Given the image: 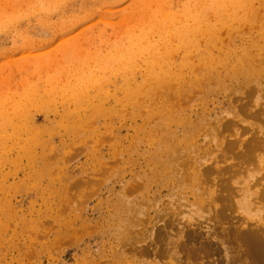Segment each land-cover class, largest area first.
<instances>
[{
  "label": "rangeland",
  "instance_id": "obj_1",
  "mask_svg": "<svg viewBox=\"0 0 264 264\" xmlns=\"http://www.w3.org/2000/svg\"><path fill=\"white\" fill-rule=\"evenodd\" d=\"M133 1L0 0V264L141 261L128 255L123 262L114 253L123 230L116 218L101 219L119 203L120 182L143 195L164 191L161 201L146 205L141 212L152 218L143 225L146 230L134 229L130 221L127 229L134 230L129 236L143 238L154 224H170L176 238L179 228L191 226L223 250L228 248L214 226L211 198L220 193L215 185L217 175L199 180L200 190L191 176L181 187L183 195L170 198L166 196L170 180L152 179L151 169L157 167L153 160L157 151L184 141L196 148L192 161L198 168L218 164L225 142L234 139L235 131L223 137L213 132L221 119L232 118L229 106L235 89L226 84L208 86L184 104L170 98L172 107H167L165 93L154 100L143 94L137 100L129 99L126 92L143 82L146 65L137 58L121 63L119 56H127L135 42L147 41L139 32L150 22L176 14L184 0H164L167 3L162 8L153 6L146 11L145 7L142 17L125 19L133 11ZM253 5L264 14V3ZM181 56H174L173 63ZM38 66L40 71L35 73ZM125 75L132 76L128 82L123 81ZM23 80L27 92L47 94L38 102L42 107L21 102L23 91L18 89ZM70 81L87 85L89 97L68 96ZM210 94L214 96L207 98ZM132 101L139 103L123 105ZM251 101L252 109L264 106V93H256ZM238 122L236 131L243 140L256 131L264 132V125L247 117ZM48 125L55 126L44 130ZM28 142L31 146L23 148ZM256 155L264 158V148ZM234 160L228 156L225 162ZM256 164L241 166L230 188L241 207L233 216L262 224L264 195L258 197L257 205L253 197L264 190V181L255 187L248 184L264 174ZM76 178L84 182L70 188ZM158 214L161 217H155ZM213 261L233 264L224 254ZM157 264L189 263H177L174 257Z\"/></svg>",
  "mask_w": 264,
  "mask_h": 264
},
{
  "label": "bare ground",
  "instance_id": "obj_2",
  "mask_svg": "<svg viewBox=\"0 0 264 264\" xmlns=\"http://www.w3.org/2000/svg\"><path fill=\"white\" fill-rule=\"evenodd\" d=\"M255 1L264 3V0H184L176 14L169 15L162 21L150 22L147 28L139 32L147 41L135 42L127 56H119L121 63L137 58L144 60L146 65L147 76L145 74L143 82L138 84L136 89L126 92V96L131 100H137L141 94L154 100L165 93L167 95L165 103L167 107L168 104L172 107L173 103H168L170 98L176 99L178 104H184L187 98L191 100L195 93L208 86L226 84V87L231 86L235 89L229 106L232 118L226 121L221 119L220 125L213 132L214 136L223 137L226 132L235 131L234 139L225 142L218 164L206 166L203 170L198 168L199 165L192 161L196 148L184 141L183 144L157 151L153 156L157 167L151 169L152 179L160 177L170 180L171 186L168 187L166 195L170 198L183 195L181 187L187 181H191V176L200 190L199 180L212 174L217 175L218 180L214 184L220 193L211 198V203L215 207L214 226L221 236L225 237L229 244L228 248L223 250L209 235H204L199 229L191 226L179 228L176 231V238L173 237L170 224H154L148 236L143 238L129 236L128 233L132 234L134 229L142 227L146 230L143 225L152 218L150 213L141 212L146 210V205L161 201L164 191L150 190L143 195L134 193L136 191L134 186L120 182V189L117 191L119 203L114 206V212L109 211L106 217L101 215V219L110 217L118 220L121 232L123 230L124 233L122 237L125 239L122 237L116 239L118 243L113 251L121 256L123 262L127 261L126 258L130 255L133 260L137 257L142 259L132 264H157L158 260L174 257L177 263L218 264L213 258L224 254L233 264H264V221L262 224H254L246 220H237L233 216V211L241 207L238 201L234 202L235 192L230 188L231 178L244 164L256 161L257 168L264 170V158L256 155L259 149L264 148V132L259 135V131H256L250 139L243 140L236 131L239 130L240 117H247L264 125V106L259 104L254 109L251 108L252 96L264 93V14L262 10L254 8ZM133 3V11L126 14L125 19L142 17L144 12L141 10L145 7L147 11L149 7H161L167 2L134 0ZM160 11L162 14L165 13L163 9ZM151 37L156 40H149ZM181 54L179 62L173 63L174 56ZM39 71L40 66L36 67L34 72ZM131 77L125 75L123 81L128 82ZM25 82L26 80H23L22 87L18 89L23 91L21 102L24 105L42 107L38 102L47 94L27 92L24 88ZM159 83L167 85L163 87L153 85ZM238 89L244 91L238 94ZM67 94L87 99L88 86L82 82L73 84L70 81ZM211 96L214 94L206 97ZM137 103L139 101L123 105ZM53 126L55 125H48L44 130H49ZM33 128L36 129L35 126ZM30 146L31 142H28L23 148ZM30 152L31 150L28 151ZM228 156L235 159L234 162L227 164L225 161ZM220 163H224V166L219 165ZM248 176L250 178L253 175ZM262 181L264 174L258 179L249 180L248 184H254L253 187L260 186L263 184ZM72 182L74 183L69 184L70 188L79 187L84 181L76 178ZM243 193L247 196L246 190ZM261 195H264L263 188L255 192L253 199L256 200V205ZM134 214L138 215L129 220ZM129 222L131 227H134L132 231L127 229ZM231 254L233 256L229 257ZM149 258L152 261H149Z\"/></svg>",
  "mask_w": 264,
  "mask_h": 264
}]
</instances>
